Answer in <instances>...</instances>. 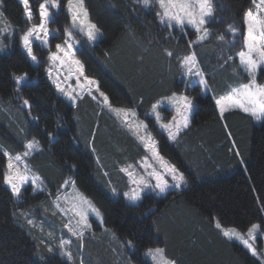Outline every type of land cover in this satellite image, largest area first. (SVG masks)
<instances>
[{
    "label": "trees",
    "instance_id": "1",
    "mask_svg": "<svg viewBox=\"0 0 264 264\" xmlns=\"http://www.w3.org/2000/svg\"><path fill=\"white\" fill-rule=\"evenodd\" d=\"M39 2L41 0H30L35 20ZM213 3L218 22L209 27L217 34L227 36L225 29L229 24L242 26L243 15L251 0H220L219 3L213 0ZM84 5L90 20L103 32L94 46L84 42L76 53L85 66V74L100 82L101 90L116 106L133 107L134 102L143 97L144 102L137 109L138 115L153 129L162 155L189 176V185L180 190H170L166 196L149 195L139 207H130L122 195L112 196L108 192L106 179L85 144L91 140L95 130L96 155L104 164V151L112 149L114 143L131 147L133 139L115 135L108 143L103 132L113 137L110 134L112 130L106 128L107 131H103L108 124L103 126L98 122L95 103L86 96L78 108L70 107L45 76L46 63L37 67L26 58L18 38L26 27L24 8L19 0H3L1 9L20 31L13 39L4 38L7 50L0 52V101L4 105L19 102L14 99L16 85L11 79L13 73H28L32 79L36 78L34 86L24 88L23 94L32 102L34 115L40 117L39 128L54 132L57 142L47 144L46 137L39 134V128L28 120L25 109L22 108L24 115L17 116L10 108L9 113L0 111V143L13 152L22 150L19 133L27 123L45 145L44 152L30 158V165L45 177L53 192L65 177L75 179L79 190L102 212L104 228L111 229L119 239L134 242L136 249L131 258L135 264H150L142 252L154 246L164 248L166 255L177 259L178 264H264L260 258L251 256L240 243L226 241L212 221V217H217L222 226L242 230L258 222L264 230V126L239 109L226 112L220 118L209 94L197 97L199 109L179 142L168 141L157 131L153 120L146 119L144 112L159 97L184 89L175 60L170 61L164 50L184 53L185 40L194 39V36L181 38L177 29L172 33L173 39H164L168 33L154 20L155 8L144 9L134 0H84ZM55 19V24L62 31L68 23L65 7L55 14ZM220 48L233 56L239 45L218 46L215 39L204 44L205 63L202 66L212 77L210 84L216 95H222L229 83L237 81L233 76L235 56L221 68L223 62L217 59ZM33 49L38 58L46 62L47 50H42L37 44ZM258 79L264 81V72L259 73ZM197 91L199 89L189 91V95L195 96ZM77 133L81 141L75 145L71 137ZM100 134L106 147L104 151L99 142ZM233 141L239 157L230 151ZM241 158L244 165L239 162ZM5 165L6 157L0 154V264H38L37 253L49 256L50 264H66L65 259L47 253L36 227L26 225L23 217L13 218L12 213L17 209L32 208L30 216L35 219L49 215L51 211L46 214L43 208L37 207L41 202H47L48 197H33L30 188L24 193V203H13L2 183ZM69 165H75V168ZM45 206L50 208L47 203ZM149 209L152 214L145 216ZM93 225L98 230L99 225L95 222ZM85 242L84 254L92 262L93 251L87 252L88 239ZM91 243L95 245L96 240Z\"/></svg>",
    "mask_w": 264,
    "mask_h": 264
},
{
    "label": "snow or ice",
    "instance_id": "2",
    "mask_svg": "<svg viewBox=\"0 0 264 264\" xmlns=\"http://www.w3.org/2000/svg\"><path fill=\"white\" fill-rule=\"evenodd\" d=\"M24 8L26 27L23 34L19 37L20 47L26 58L35 66L39 67L46 63L45 74L50 85L55 89L60 97L64 98L72 108H78L80 102L87 96L95 102L100 109L99 116L107 112L123 128L135 138L138 146L144 150V155L133 163H127L118 168V171L126 177L127 191H120L112 185L111 179H107L106 184L112 196H123L130 207L141 206L143 200L149 195L166 196L170 190H180L186 188L190 179L184 171L160 151V142L149 129L145 120H140L138 107L143 104V97L134 102L133 107L116 106L110 96L101 90L100 82L85 74L83 62L76 57L80 51L82 43L87 42L94 46L102 38L103 32L89 19V12L84 6V0H41L38 5L39 23H32L34 14L30 5V0H19ZM217 3L220 0H216ZM134 3L144 9L155 8L154 20L157 25L167 31L168 35L164 39H173V31L179 30L181 38L189 35L194 39H186V50L184 53H175L165 49L164 55L169 60H175L181 83L184 85L182 91H173L167 96H163L153 103L144 112L146 119L154 121V126L170 142H179L181 136L190 128L192 121L199 109L197 97L208 96L213 101L214 108L218 109L220 118L226 112L239 109L247 114L252 120L260 122L264 126V83H259L257 73L264 72V0H251L253 7L244 13L243 23L246 26L244 49L238 53L239 64L246 73L247 82L241 83L236 87H231L224 95H216L210 84L212 77L205 72L204 66V44L215 39L218 46L220 44H232L234 41L225 39L224 34H217L209 27L216 23L215 7L213 0H134ZM3 7V0H0V9ZM62 7L66 8L70 23L60 28H53L50 25L56 23L55 14ZM135 11V9H132ZM0 15H3L0 11ZM5 36H15L20 29L13 26L11 31L4 28ZM227 33L235 36L238 29L234 24H229L225 29ZM61 36L63 37L61 39ZM80 36V39H77ZM54 40L60 42L51 43ZM37 44L42 50H47L46 62L42 61L35 54L33 46ZM7 45L0 41V51ZM54 48V50H53ZM199 50V51H198ZM224 67L233 60V56L227 55L224 48H220L217 57ZM11 79L14 81V99L20 101V105L27 112L32 124L39 128L40 117L32 115L33 105L30 99L25 98L23 89L34 86V82L28 73L15 74ZM197 91L196 95H189V91ZM162 106H171L175 109L170 119L162 115ZM63 119L62 117L60 118ZM58 130L61 127L57 121ZM98 127V125H97ZM27 123L20 128L19 142L23 147L22 152L13 154L0 144V154L7 159L6 167L2 172V183L7 186L13 203L20 204L25 202L24 193L27 188L31 189L33 197L45 195L47 202H41L37 207L43 208L47 214L59 216L62 223L61 236L56 238L53 232L48 236L57 239L55 245L45 244L47 253L51 256L59 255L65 259L66 264H85L87 257L84 254L85 238L94 235L92 232L91 218L102 225L104 217L100 209L92 199L79 190L76 180L66 177L55 187V191L49 189L45 177L30 166V158L45 151V145L37 136H31L32 129L27 128ZM40 135L46 137L48 145L57 142L54 132L47 129H40ZM230 135V134H229ZM31 136V138H29ZM73 144L78 145L81 141L79 133L71 137ZM95 130L92 132L91 140L85 144L86 149L95 158L98 168L102 170L105 178L109 177L107 171H103L100 157L96 155ZM230 151L239 157V150L233 141ZM240 164L244 165L241 158ZM75 168V165H69ZM171 183L169 182V179ZM45 203L50 205L45 206ZM264 210V209H262ZM32 208L28 210L17 209L13 211V218L23 217L24 223L32 228L37 227L35 220L30 216ZM149 209L145 216L151 215ZM214 226L226 241L239 242L251 256H264V252H258L256 240L261 235V224L252 223L246 232H241L235 227H223L220 219L212 217ZM19 222V221H17ZM55 227L54 222H50ZM24 225L22 224L21 227ZM67 230V234L64 230ZM43 232V226H40ZM107 231V229H105ZM76 244L77 252L72 248ZM121 247H126L135 251L136 246L132 240H124ZM79 253V254H77ZM150 257L154 264H178V260L168 257L164 248H148L144 253ZM38 264H50L49 256L37 253Z\"/></svg>",
    "mask_w": 264,
    "mask_h": 264
},
{
    "label": "rangeland",
    "instance_id": "3",
    "mask_svg": "<svg viewBox=\"0 0 264 264\" xmlns=\"http://www.w3.org/2000/svg\"><path fill=\"white\" fill-rule=\"evenodd\" d=\"M64 4L66 5V0H65ZM250 7H253L252 3L250 5ZM0 11H1V9H0ZM65 12H66V8H65ZM23 15H24V13H23ZM243 17H244V15H243ZM31 22L32 23H39V19L37 18V20H35L33 18V20ZM91 22L94 23L93 21H91ZM69 23H70V20H69V17H68V23H67V25ZM13 26H15V25L12 24L4 14L3 15H0V41H2V43L4 45H7V41L4 39L5 37L13 39L14 36H5L3 30H4L5 27H7L9 29V31H11V28ZM235 26L238 29V32L236 33V35L233 36L230 33H228L227 36H225V37H227V38H225L226 40L234 41L232 44H238L239 45V48H237L233 52L234 53L233 56H235V58H236L235 59V65L233 66V70H234L233 71L234 72L233 73L234 74L233 76H234L235 80H237V81L232 82V83H229V87H228L227 91L231 87H236V86H238L241 83H246L247 82L246 73L243 71V68L239 64V56H238V53L241 50H245L244 49V40H245V35L244 34L246 33V26L243 23V19H242V26H239V25H235ZM50 27L58 28V26L56 24H52V25H50ZM22 34H23V31H22V33L20 32L18 34L19 37ZM62 38L63 37L61 36V39ZM77 39H80V36H77ZM58 42H60V41L59 40H54L51 43L54 45L55 43H58ZM19 45H20V41H19ZM4 50H7V47ZM53 50H54V48H53ZM0 52H2V51H0ZM47 55H48V53L46 52V58H47ZM46 66L47 65L45 64V67ZM259 73L260 72L257 73V80H258L259 83H264V81H259V79H258ZM44 74H45V69H44ZM45 76H46V74H45ZM32 81L33 82H36V78L32 79ZM225 93H223L222 95H224ZM167 95H169V94H167ZM167 95H164V96H167ZM161 97H163V96H161ZM161 97H159V98H161ZM20 107H21L20 101L17 104H14L13 103L11 105H9V104L4 105L0 101V111H3L5 113H9L8 111L10 110V108H12L13 111L16 112L17 116H19V115L22 116L25 113H24V110H22V107L21 108ZM162 108L164 109L162 111V115L166 118V120L167 119H170L171 116L174 114L175 109L172 108L171 106H162ZM95 110H96L97 113L100 112V109L98 108V106H97L96 103H95ZM32 115H34L33 112H32ZM139 119L140 120H145V119H143L140 116H139ZM28 120L30 121V117L29 116H28ZM97 120H98V122H100L101 124H103V126L106 125V124H108L107 126L104 127V130L103 131H107L106 128L107 129L109 128L110 130H112V131L115 132V133L112 132V131L110 132V134L113 137L108 136L107 133L105 134V132H103L104 138H106L105 140L108 143H109V140H111V138L116 137L115 135H118L119 137H124V138L126 136H128V137H131L133 139V144H131L132 146L131 147L130 146L129 147L126 146L128 153H126V148L123 147V145H119V144H116V143H114V144L112 143L113 144V148L112 149L107 147L108 149H107V152H106V151H104V150H106V147H104L103 144H102V135L101 134L99 135V137H100L99 142H100V144H102L101 145L102 151H104L102 153L103 154L102 156H104L105 159H106V161L104 162V164H103V162H101V160H100V163L103 165V171H107L109 173V177H107L105 179H106V181H107V179H111L112 185L115 186V187H117L118 190H120V191H127V187H126V177L123 176L118 171V168L120 166H122V165L127 164V163H133V162L139 160L145 154L144 153V150L142 149V147L138 146V143L136 142L135 138L131 135V133H129L127 131V129L123 128L107 112H104L103 114H100L98 116ZM101 121H103V122H101ZM145 122H146V120H145ZM256 123H260V122H257L256 121ZM27 128H30V127L27 126ZM27 128H26V131H27ZM40 129H42V128H39V131L38 132H40ZM149 129L152 131L153 135L156 136L155 133H154V131H153V129L150 126H149ZM31 136H37V138L40 139L38 133H36V132H33L32 131L31 132ZM31 136H29V138H31ZM156 139L158 140L157 136H156ZM114 142H116V141L114 140ZM4 148L7 149L9 152H12L13 154L16 153V152L11 151L9 148H6V147H4ZM23 150L24 149H22V150H20L18 152H22ZM96 154H98L97 150H96ZM6 163H7V159H6ZM5 167H6V165H5ZM101 172H102V170H101ZM67 177H69V176H67ZM168 179H169V182L171 183L170 178H168ZM108 192L110 193V190ZM30 193H31V189H30ZM32 218L36 222V225H37L36 229L39 230V238H41V240L45 241L48 244L55 245L57 243V239L49 238L48 233L51 231V232L54 233V236L56 238H59L61 236L60 229L62 228V223L66 222V221H61L60 218H59V216L54 217L51 214H49V215H42V216H40V217H38L36 219L34 217H32ZM90 219H91V222H92V232L94 233V235L86 236L85 240L88 239V242H87L88 243V245H87V248H88L87 249V252L89 253V251H91V252L93 251V258L94 259H93L92 262L89 261L88 256L85 253V256L87 257V259L85 261V264H135L136 261H134L131 258L132 254L134 252L131 251V250H129V249H127L126 247H121V242L124 241V240L119 239L111 229H108L107 228V231H105L106 228H104V224L100 225V224H98V222L94 218H91L90 217ZM50 222H54L55 227H53V224L50 223ZM94 222L99 225L98 230H96V228L94 229V225H93ZM254 223L260 224L258 222H254ZM41 225L43 226V232L40 231V226ZM223 227H234V226H223ZM238 230L241 231V232H246L247 231V229H245V230L238 229ZM260 232H261V235H259L257 237L256 246H257V251L258 252H264V230L261 228L260 229ZM64 233L67 234V230L66 229L64 230ZM90 240L91 241H95L96 240V244L95 245L92 244ZM237 243H239V242H237ZM85 246H86V242H85ZM157 247L158 246L149 247V248H157ZM72 250H73L74 253L77 252L75 242H74V245H73ZM146 250H144L142 252L143 257H145L150 262V264H154V262L151 261V258L150 257H146L144 255V253L146 252ZM96 252H97L98 255L96 254ZM77 254H79V253H77ZM257 257L260 258V260H262V262H264V256H257Z\"/></svg>",
    "mask_w": 264,
    "mask_h": 264
}]
</instances>
